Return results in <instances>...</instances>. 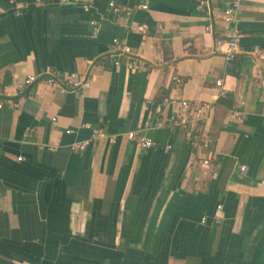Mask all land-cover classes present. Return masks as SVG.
Listing matches in <instances>:
<instances>
[{
    "label": "crops",
    "instance_id": "obj_1",
    "mask_svg": "<svg viewBox=\"0 0 264 264\" xmlns=\"http://www.w3.org/2000/svg\"><path fill=\"white\" fill-rule=\"evenodd\" d=\"M225 2L208 30L197 0H0V264H264V0H241L231 62L215 52ZM114 38L148 69L116 67ZM48 69L91 85L19 87ZM182 99L214 102L211 121L158 127Z\"/></svg>",
    "mask_w": 264,
    "mask_h": 264
},
{
    "label": "built area",
    "instance_id": "obj_2",
    "mask_svg": "<svg viewBox=\"0 0 264 264\" xmlns=\"http://www.w3.org/2000/svg\"><path fill=\"white\" fill-rule=\"evenodd\" d=\"M67 3H74L80 5L85 11H90L93 7V0H63ZM109 6L115 15H119L123 12L122 8L116 4L115 1H110ZM147 8L146 5L142 6ZM240 8L241 0H226L223 12L221 14V30L216 34L215 38V52L222 54L228 62L235 59L240 49L242 40V33L239 27L240 22ZM196 10L198 12L205 13L207 15L209 24L206 26L208 30H213V20L215 13L212 10V0H197ZM91 26L93 28L92 36L98 37L101 23L96 20H91ZM114 48L112 50L113 63L116 67L125 66L131 73L139 71H145L148 66L145 65L138 56L134 53L132 48L127 44L120 41L118 38L113 39ZM172 79L176 82H181V79L174 75ZM91 77L89 75H77L70 72L59 73L58 71L47 70L38 74H30L20 83L19 87L25 89L32 84L45 83L52 89L61 92L69 91H84L91 85ZM216 85L219 88V96H227V88L224 85L222 79L216 81ZM2 108V103H0ZM215 103L212 101H191L182 99L178 102L177 108L174 112L167 117L164 121H158V127L169 128H195L206 125L211 121L214 114ZM155 110L158 113L162 112V106L157 105ZM84 127L87 125H83ZM129 139L136 142L143 148H152L155 145L154 139L149 137L146 133L131 131L127 134ZM100 137V130L93 129L92 139L87 141L75 142L70 145L72 150H84L95 139ZM190 143L193 147L202 146L203 148H210L211 140L205 130H198L196 134L190 138ZM57 150L58 148H51ZM212 153L203 160L204 164H209L212 160ZM246 171L245 166L241 167ZM204 221V219H203Z\"/></svg>",
    "mask_w": 264,
    "mask_h": 264
},
{
    "label": "trees",
    "instance_id": "obj_3",
    "mask_svg": "<svg viewBox=\"0 0 264 264\" xmlns=\"http://www.w3.org/2000/svg\"><path fill=\"white\" fill-rule=\"evenodd\" d=\"M221 102V101H220Z\"/></svg>",
    "mask_w": 264,
    "mask_h": 264
}]
</instances>
